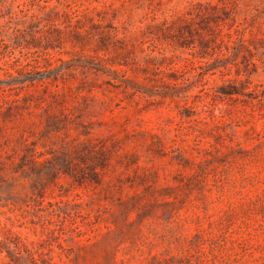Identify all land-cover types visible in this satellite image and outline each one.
Listing matches in <instances>:
<instances>
[{"label":"rangeland","instance_id":"obj_1","mask_svg":"<svg viewBox=\"0 0 264 264\" xmlns=\"http://www.w3.org/2000/svg\"><path fill=\"white\" fill-rule=\"evenodd\" d=\"M0 264H264V0H0Z\"/></svg>","mask_w":264,"mask_h":264}]
</instances>
